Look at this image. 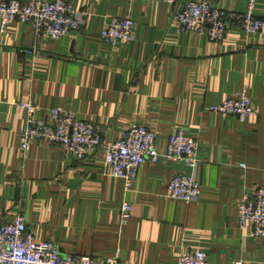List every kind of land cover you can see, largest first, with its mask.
<instances>
[{
    "label": "crops",
    "instance_id": "0c3cea01",
    "mask_svg": "<svg viewBox=\"0 0 264 264\" xmlns=\"http://www.w3.org/2000/svg\"><path fill=\"white\" fill-rule=\"evenodd\" d=\"M68 1L84 25L59 39L20 21L2 29L0 18V226L22 214L36 238L52 240L63 255L96 260L177 264L182 252L203 250L212 264H264V238L238 225L243 192L264 187V29L254 36L233 27L213 42L179 32L177 7L162 0ZM210 1L242 12L249 0ZM256 11L264 15V0ZM113 16L136 24L134 39L116 49L101 35ZM242 89L257 109L248 121L213 110ZM28 102L42 108L39 119L60 107L109 139L144 123L162 152L183 128L199 143V197L167 195L174 177L191 172L183 160L147 162L126 188L104 173L101 153L78 161L34 141L24 156ZM124 202L132 205L126 222Z\"/></svg>",
    "mask_w": 264,
    "mask_h": 264
},
{
    "label": "built area",
    "instance_id": "2783aa9c",
    "mask_svg": "<svg viewBox=\"0 0 264 264\" xmlns=\"http://www.w3.org/2000/svg\"><path fill=\"white\" fill-rule=\"evenodd\" d=\"M177 9L172 23L183 32L206 35L212 41L223 40L233 27L254 35L264 29V16L257 14L260 0H249L245 11H229L210 0H162ZM1 26L13 21L32 26L37 36L59 39L84 25L82 14L68 0H8L0 4ZM135 21L130 16H113L102 30V39L114 49L131 42L135 36ZM26 125L21 129V151L24 156L32 142L58 145L78 161L89 160L94 153L103 157L104 173L122 179L126 188L135 183L141 167L161 160L186 161L190 173H180L168 186V197L187 203L201 193L197 170L201 163L199 143L178 128L169 136L162 152L155 130L144 123H133L116 139L105 138L95 123L80 118L74 112L56 107L48 109L46 119L37 114L42 108L36 102L24 103ZM213 110L223 115L233 114L241 121L254 115L256 109L248 91L226 96ZM245 168V164H241ZM238 225L250 237L264 238V187L245 190L238 205ZM132 205L124 202L121 218L126 222ZM0 264H124L118 258L96 260L88 255H63L52 240L38 239L28 229L22 214L0 226ZM177 264H212L203 250L184 251Z\"/></svg>",
    "mask_w": 264,
    "mask_h": 264
},
{
    "label": "rangeland",
    "instance_id": "374dc122",
    "mask_svg": "<svg viewBox=\"0 0 264 264\" xmlns=\"http://www.w3.org/2000/svg\"><path fill=\"white\" fill-rule=\"evenodd\" d=\"M257 12V11H256ZM258 14V13H257ZM259 15V14H258ZM261 16V15H260ZM264 16V15H263ZM173 24V23H172ZM176 28V27H175ZM236 28H238V27H236ZM177 30H178V28H176ZM232 29V28H231ZM240 29V28H239ZM242 30V29H241ZM179 31V30H178ZM243 31V30H242ZM179 32H183V31H179ZM244 32V31H243ZM262 32V30L259 32V33H261ZM194 33V32H193ZM245 33V32H244ZM259 33H257V34H254V36L255 35H258ZM200 34V33H199ZM202 35V34H201ZM247 35H250V34H247ZM205 37H207L206 35H204ZM208 38V37H207ZM209 39V38H208ZM210 40V39H209ZM224 40V39H223ZM210 41H212V40H210ZM222 41V40H221ZM213 42H220V41H213ZM127 44V43H126ZM242 90H245V89H242ZM242 90H240V91H242ZM240 91H238V92H240ZM237 92V93H238ZM236 93V94H237ZM249 93V92H248ZM236 94H234V95H236ZM250 94V93H249ZM233 95V96H234ZM226 96H232V95H226ZM225 96V97H226ZM252 97V96H251ZM253 99V98H252ZM253 103H254V101H253ZM254 107H255V109H256V106H255V104H254ZM256 112H257V109H256ZM256 112L254 113V115L256 114ZM222 114V113H221ZM229 115H233V114H229ZM254 115H252L251 117H249L246 121H248L250 118H252ZM234 116H236V115H234ZM238 119H239V117L238 116H236ZM240 120V119H239ZM241 121V120H240ZM246 121H241V122H246ZM136 123V122H135ZM138 123H140V122H138Z\"/></svg>",
    "mask_w": 264,
    "mask_h": 264
}]
</instances>
